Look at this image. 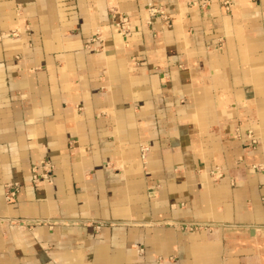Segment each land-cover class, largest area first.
<instances>
[{
  "label": "crops",
  "instance_id": "0c3cea01",
  "mask_svg": "<svg viewBox=\"0 0 264 264\" xmlns=\"http://www.w3.org/2000/svg\"><path fill=\"white\" fill-rule=\"evenodd\" d=\"M222 1L0 0V264H264V0Z\"/></svg>",
  "mask_w": 264,
  "mask_h": 264
},
{
  "label": "built area",
  "instance_id": "2783aa9c",
  "mask_svg": "<svg viewBox=\"0 0 264 264\" xmlns=\"http://www.w3.org/2000/svg\"><path fill=\"white\" fill-rule=\"evenodd\" d=\"M222 7L228 11L230 6L232 5V0H223L221 3ZM205 4L201 5V8H204ZM148 14L151 18L155 16H161L163 15L162 12H160L159 7H153L150 6L148 8ZM113 16V13H112ZM116 20L113 24V31L120 37V39L126 43L127 39L130 37L132 32V24L129 20V18L126 15L119 14L116 16H113ZM148 23H150V19H148ZM11 36L16 35V31L10 32ZM105 43V37L101 33V31L97 30L93 36L89 39L87 43H85V48H91L95 52H98L99 50H102ZM94 44V45H92ZM252 144H255L254 141H252ZM149 151L148 145H142L139 149V155L141 161L145 162L146 157ZM211 173H217V169H214L211 171ZM53 178V166L51 163L46 159H41L40 161L33 163L31 167V183L33 185L45 183L50 184L52 182ZM20 191V185L17 182H9L3 185V197L4 200L8 203L13 202L17 196V194ZM16 224L21 227L23 226V223L21 220L16 221ZM99 228V225L96 227ZM187 231H192L193 229H196L195 227H183Z\"/></svg>",
  "mask_w": 264,
  "mask_h": 264
}]
</instances>
